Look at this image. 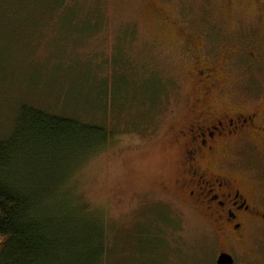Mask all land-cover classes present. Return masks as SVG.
<instances>
[{
  "label": "rangeland",
  "instance_id": "374dc122",
  "mask_svg": "<svg viewBox=\"0 0 264 264\" xmlns=\"http://www.w3.org/2000/svg\"><path fill=\"white\" fill-rule=\"evenodd\" d=\"M190 34L210 62L230 56L210 103L231 98L244 114L264 113V0H0V141L14 134L22 107L114 136L63 191L77 220L86 204L103 217L102 264H217L223 241L178 185L183 146L173 132L198 93ZM20 152L2 174L26 193L65 172L60 157ZM239 153L224 158L226 175L263 201L264 141ZM253 237L234 249L239 260L249 254L242 264H264V231Z\"/></svg>",
  "mask_w": 264,
  "mask_h": 264
},
{
  "label": "trees",
  "instance_id": "16d2710c",
  "mask_svg": "<svg viewBox=\"0 0 264 264\" xmlns=\"http://www.w3.org/2000/svg\"><path fill=\"white\" fill-rule=\"evenodd\" d=\"M113 137L102 126L22 107L14 134L0 141V264H102L108 250L103 217L86 204L85 220H77L81 212L72 207L70 190L63 191L73 171ZM20 151L26 157H60L65 172L26 193L2 174ZM63 207L67 216L60 215Z\"/></svg>",
  "mask_w": 264,
  "mask_h": 264
},
{
  "label": "flooded vegetation",
  "instance_id": "af4514ba",
  "mask_svg": "<svg viewBox=\"0 0 264 264\" xmlns=\"http://www.w3.org/2000/svg\"><path fill=\"white\" fill-rule=\"evenodd\" d=\"M197 39L195 34L184 36L198 93L193 98L187 123L173 132L183 146L181 165L185 178L178 185L197 208L200 207L223 241L216 262L222 254H227L234 264H242L249 254L239 260L234 249L243 243H252L253 235L264 231V199L258 201L248 189L228 177L224 170L227 163L223 160L228 154L239 155L245 144L255 146L256 142L264 141V113L259 110L244 114L232 107L231 98H228L231 105L226 98L224 107L210 103L213 90L219 89L220 80L231 67L230 56H224L225 62L219 63L217 57L221 55L215 54L210 62L205 48L201 49L195 42ZM256 41L257 46L263 47L261 40ZM259 59L262 61L263 55Z\"/></svg>",
  "mask_w": 264,
  "mask_h": 264
},
{
  "label": "water",
  "instance_id": "95a60500",
  "mask_svg": "<svg viewBox=\"0 0 264 264\" xmlns=\"http://www.w3.org/2000/svg\"><path fill=\"white\" fill-rule=\"evenodd\" d=\"M217 264H234L233 259L231 256L227 254H222L216 262Z\"/></svg>",
  "mask_w": 264,
  "mask_h": 264
}]
</instances>
